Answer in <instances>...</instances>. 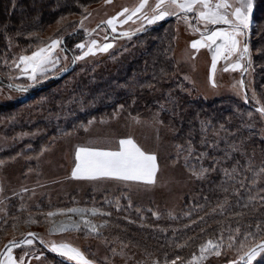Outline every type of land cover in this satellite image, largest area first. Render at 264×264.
Wrapping results in <instances>:
<instances>
[{
	"label": "rangeland",
	"instance_id": "374dc122",
	"mask_svg": "<svg viewBox=\"0 0 264 264\" xmlns=\"http://www.w3.org/2000/svg\"><path fill=\"white\" fill-rule=\"evenodd\" d=\"M252 1L99 0L62 17L50 25L46 37L39 33L38 41L28 46L10 41L0 56V71L19 86L32 88L46 82L72 64V59L75 70L47 92L31 98L23 91L0 86V105L19 103L0 111V216L11 204L25 211L26 223L19 235L34 230L50 249L80 264H154V255L110 236L108 226L115 225L110 219L113 212L147 214L153 219L188 215L189 207L200 202L203 184L217 174L235 182L231 191L247 184L246 192L252 198L264 200V152L258 130L250 140L234 137L229 128L228 140L227 132L220 135L219 130L214 131L213 144L226 143L222 151L227 155L220 160L209 157L207 150H196L190 140L175 141L176 130L161 122L159 111L139 106L136 89L147 85L143 80L148 70L144 69L143 75L140 72L147 65L143 62L142 67L134 68L130 62L138 58V51L146 48L149 39L158 41L166 34L174 60L170 80L181 92L192 99L227 102L235 110L234 118L244 119L251 129L263 125V116L240 105L245 98L243 82L256 108L264 106V62L253 59L245 67L248 56L243 27L249 25ZM168 18L170 22L159 32L118 38ZM67 24L89 32L73 43L76 55L72 59L60 47L59 36L67 31L61 26ZM100 68H112L113 74L119 75L124 69L126 83L114 84L132 93L108 112L72 121L74 108L94 104L91 97L83 96L94 95L81 77L83 71L92 74ZM126 139L144 149L149 156L144 158L157 164L152 180L72 175L77 148L99 150ZM206 139L198 145L207 144ZM233 154L234 161L229 159ZM132 158L122 159L131 163ZM221 226V238L213 241L214 248L198 260L179 264H236L246 248L264 236L261 219ZM34 245L31 238L9 245L1 253L0 264H59L45 251L35 252ZM263 254L264 246L258 247L246 255L245 262Z\"/></svg>",
	"mask_w": 264,
	"mask_h": 264
},
{
	"label": "trees",
	"instance_id": "16d2710c",
	"mask_svg": "<svg viewBox=\"0 0 264 264\" xmlns=\"http://www.w3.org/2000/svg\"><path fill=\"white\" fill-rule=\"evenodd\" d=\"M96 1L99 0H0V56L8 50L10 41L28 46L29 43L38 41L39 33L46 37L48 31L51 30L49 29L50 25L57 23L62 17L78 12L83 5L93 4ZM252 5L249 25L243 27V31H245L243 42L246 46L245 55L248 56L245 67H248L253 59L264 62V0H253ZM168 22H170V18L160 21L158 24H150L134 35L126 34L118 38L140 36L146 32L153 34L156 31L159 32V28L164 29L162 27ZM61 27L67 28V31L59 36L60 47L72 59L76 55L75 51L72 50L73 43L84 39L89 32H85L72 24ZM165 38L166 34L161 38L159 37L158 41L149 39L146 48L138 51V58L130 61L132 62L131 67L134 68L135 66L142 67L143 62L147 65L140 70L141 75L145 70H148L146 81L143 80V83L147 85L136 89L138 91L137 98L141 102L139 106L144 105L147 110L159 111L161 122L170 124L176 130L175 141L181 143L184 140H190L195 145L196 150H207L209 157L216 156L220 160L227 155L222 151L226 143L213 144L216 141V138L213 137L216 130H219L220 135L227 132V140L230 132L234 134V137L240 139L244 137L250 140L253 131L255 132L257 129L260 132L257 131L258 143L264 152V124L257 127L253 126L251 129L244 119L234 118L236 117L235 110L227 102L205 101L202 98L192 99L187 93L181 92L176 82L170 80L174 60L169 53L170 42ZM254 49L256 53H252ZM74 70L75 65L65 77L73 73ZM83 72L81 77L86 79L88 87H91L94 92L93 96L90 93L83 94V96L85 98L86 95L88 98L91 97L94 104L74 108L75 115L71 118L72 121H84L91 115L108 112L115 105L123 103L132 93V91L125 88L120 89L114 84L116 82L126 83L124 79L128 73L124 72V69L121 75L113 74L112 68L110 70L100 68L98 71L94 70L92 74ZM98 77L101 80H97ZM63 78L59 80L48 79L46 82L31 88L17 85L0 71V86L10 88V90L23 91L28 98H31L36 93L47 92L48 88L59 83ZM142 78L137 79L142 80ZM262 78L264 80V76ZM86 90L88 89L85 88L84 91ZM245 93V98L240 105L264 117V106L261 105V111L257 110L256 106L258 105H255L248 97V93ZM17 104L19 103L11 102L9 105H0V111H3L6 106ZM70 124L68 121L67 127ZM205 137H208L205 142L207 144L209 142V144L198 145L201 139ZM234 157H236L235 154L229 159L233 160ZM234 183L229 177L225 178L221 174H217L208 184H203L200 202L189 207L188 215H180L176 219L168 217V219H153L147 214H141L140 217L133 212L127 214L128 211H123L125 213L113 212L110 219L115 225L108 226V232L110 236H116L129 246L136 245L141 251H147V253L154 255L153 258L156 260L154 264H179L181 261L198 260L200 256L202 258L208 253L209 249L214 248V240L221 238L220 231L223 230L221 223L237 222L245 225L259 219L264 220L262 213L264 211L263 198H252L247 193V184L234 186L233 191H231L230 188ZM31 211L35 212L34 210ZM33 217L34 219L37 218L35 215ZM25 219V211L17 210L16 206L12 204L5 210V215L0 216V251L4 248V252L11 245L9 244L11 241L14 243L24 241L29 238L25 237V234L32 232L34 236L30 238L34 241L35 252H38L39 249L45 251L59 264H80L50 249L39 236V233L34 230H24L19 235L21 232L19 229H22L21 227L26 223L24 222ZM106 233L107 231H104L103 234ZM262 238L264 239V236L249 245L246 251ZM245 259L246 257L242 264H264V254L250 263L245 262ZM236 264H240V259Z\"/></svg>",
	"mask_w": 264,
	"mask_h": 264
},
{
	"label": "crops",
	"instance_id": "0c3cea01",
	"mask_svg": "<svg viewBox=\"0 0 264 264\" xmlns=\"http://www.w3.org/2000/svg\"><path fill=\"white\" fill-rule=\"evenodd\" d=\"M142 150L144 149L138 148L136 143L130 139L118 140L112 147H102L99 150L91 147L77 148L72 175L87 178L102 176L127 178L130 176L138 181L152 180L157 164L151 158H144V156H148V153L145 154ZM130 155L133 156V161L129 160L131 163L122 159L123 156Z\"/></svg>",
	"mask_w": 264,
	"mask_h": 264
},
{
	"label": "water",
	"instance_id": "95a60500",
	"mask_svg": "<svg viewBox=\"0 0 264 264\" xmlns=\"http://www.w3.org/2000/svg\"><path fill=\"white\" fill-rule=\"evenodd\" d=\"M71 63L72 64H70L68 67L60 70V72L57 73V74L51 75L48 79L49 80H59V79L65 77V75L68 74L73 69V66L75 64L74 63V59H72ZM242 91H243V93H245V88H244V83L243 82H242ZM245 101L247 102V99H245ZM257 110L261 111V108L257 107ZM33 236H34V234L32 232H28L27 234H25V237H29L30 238V237H33ZM13 243H14L13 241L9 242V244H13ZM261 246H264V239H261L260 241H258L253 247L249 248L247 251H245L243 253V255H241L242 257L240 258V264L243 263L244 258L246 257V255H248L250 252H252L256 248L261 247ZM3 250H4V248H2V250L0 251V257L2 255L1 253L3 252Z\"/></svg>",
	"mask_w": 264,
	"mask_h": 264
}]
</instances>
